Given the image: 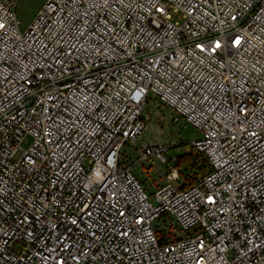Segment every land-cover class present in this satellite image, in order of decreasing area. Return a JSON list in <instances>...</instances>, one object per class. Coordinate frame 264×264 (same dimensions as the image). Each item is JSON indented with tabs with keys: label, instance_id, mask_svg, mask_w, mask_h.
Segmentation results:
<instances>
[{
	"label": "built area",
	"instance_id": "1",
	"mask_svg": "<svg viewBox=\"0 0 264 264\" xmlns=\"http://www.w3.org/2000/svg\"><path fill=\"white\" fill-rule=\"evenodd\" d=\"M17 2L0 0V264H264V0H45L24 31ZM149 94L210 168L182 190L168 148L143 146L167 166L153 201L119 159Z\"/></svg>",
	"mask_w": 264,
	"mask_h": 264
},
{
	"label": "rangeland",
	"instance_id": "2",
	"mask_svg": "<svg viewBox=\"0 0 264 264\" xmlns=\"http://www.w3.org/2000/svg\"><path fill=\"white\" fill-rule=\"evenodd\" d=\"M44 3L45 0H18L16 18L20 22L21 31L29 26ZM170 17L174 23L182 21L179 13H172ZM141 116L145 124L144 130L133 145L129 143L123 145L119 159L130 166L132 174L140 180L150 200L153 201V193L163 184L167 166L160 164L154 157L139 162L138 150L145 145L161 144L168 148L165 153L168 167L174 166L178 156L194 155L190 144L197 138V131L181 118L178 122L173 121V117L176 116L173 111L160 104L151 94L147 96ZM28 142L22 146L26 148ZM162 221L163 218L157 220L155 225H160Z\"/></svg>",
	"mask_w": 264,
	"mask_h": 264
},
{
	"label": "trees",
	"instance_id": "3",
	"mask_svg": "<svg viewBox=\"0 0 264 264\" xmlns=\"http://www.w3.org/2000/svg\"><path fill=\"white\" fill-rule=\"evenodd\" d=\"M193 153L194 155L184 154L178 156L177 161L175 160L174 167L178 170L180 188L182 190L196 184L210 170L203 155L196 152Z\"/></svg>",
	"mask_w": 264,
	"mask_h": 264
},
{
	"label": "snow or ice",
	"instance_id": "4",
	"mask_svg": "<svg viewBox=\"0 0 264 264\" xmlns=\"http://www.w3.org/2000/svg\"><path fill=\"white\" fill-rule=\"evenodd\" d=\"M238 42V41H237Z\"/></svg>",
	"mask_w": 264,
	"mask_h": 264
}]
</instances>
